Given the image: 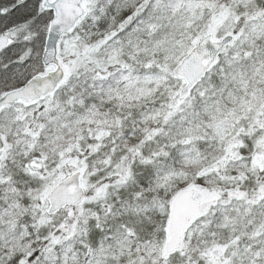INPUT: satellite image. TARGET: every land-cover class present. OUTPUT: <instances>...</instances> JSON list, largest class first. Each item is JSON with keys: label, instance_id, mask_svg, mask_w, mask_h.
Instances as JSON below:
<instances>
[{"label": "snow or ice", "instance_id": "snow-or-ice-1", "mask_svg": "<svg viewBox=\"0 0 264 264\" xmlns=\"http://www.w3.org/2000/svg\"><path fill=\"white\" fill-rule=\"evenodd\" d=\"M0 264H264V0H0Z\"/></svg>", "mask_w": 264, "mask_h": 264}]
</instances>
